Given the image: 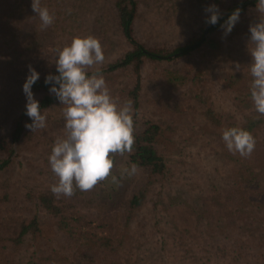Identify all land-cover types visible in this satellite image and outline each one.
I'll list each match as a JSON object with an SVG mask.
<instances>
[{
    "label": "trees",
    "instance_id": "16d2710c",
    "mask_svg": "<svg viewBox=\"0 0 264 264\" xmlns=\"http://www.w3.org/2000/svg\"><path fill=\"white\" fill-rule=\"evenodd\" d=\"M208 1H204L199 10L206 13L205 9L210 6ZM109 3L114 10V30L117 28L122 32L132 49L108 63L106 69H101V73L111 95H118V103L132 102L135 125L133 150L114 154L113 163L118 158L121 159L119 162L124 161L130 165L135 163L138 168L146 169L149 177L128 200L125 223L115 233L114 225L102 215L93 216L71 210L75 205L67 202V199L81 197L86 192L76 189L71 197L54 196L50 187L58 181V177L50 174L51 184L46 190L39 194L31 191L28 196L37 210L44 211L46 218L43 222L37 215L30 219L13 218L14 231L7 236L0 233V264H40L45 252L50 251L53 256L54 252L50 248L46 250V235H42L45 223L50 232L54 231L55 235L68 242L67 247L74 250V258L79 264H264V143L262 141L255 146L254 155L251 154L258 162V170L255 171L253 165L246 166L241 162L239 154L230 153L221 139L222 131L228 127H242L255 134L264 126V116L256 113L249 95L251 76L248 65L252 60L251 55L239 53L232 57V54L227 53L231 46H224V43L231 45L236 35L241 38L243 27L249 31L246 26H242V22H238L242 15L248 14L249 7L258 5V0H240L230 5L217 4L220 17L209 28L208 33L212 35L222 29L233 11H240L239 19L227 37L229 42H225L222 35L217 38L212 35L205 37L202 30L173 49L161 45L152 46L149 42L144 44L135 38L137 0H109ZM31 4L32 0H0V111H6L0 120V172L13 162L14 144L19 146L20 152L47 150L49 153H45L50 154L55 141L66 136L56 129L60 126L62 129L64 124L57 127L52 122L58 123L59 120L49 114L52 110L64 108L56 96L49 92V85L45 84L47 75L58 74L56 66L39 77L33 85L34 96L39 100L42 111L47 113L46 128L34 132L25 127L31 120L25 114L26 97L22 86L26 78H22L20 68L27 65L31 54L42 51L47 45L55 48L60 44L65 47L73 37L91 35L88 26L90 19L95 23L102 22L101 16L95 15L102 11L95 0H41V5L55 15L54 23L44 28ZM68 9H71L70 14ZM261 19L257 18L255 23ZM175 20L173 17L170 23H178ZM99 27L101 30L106 28L103 24ZM100 29L93 30V34ZM199 50H204V56L211 57L207 67L199 66L201 63L193 59L194 53ZM148 61L156 63V70L148 66ZM167 62H170L169 65ZM236 64L240 65L238 71L234 70ZM120 70L131 72L129 85L122 84V79H119L122 76ZM225 73H232L230 77L234 84L227 86L233 90L235 88L236 93L232 96L222 92L226 90L222 82L226 80ZM148 83L160 88L155 98H149V102L159 106L163 113L191 117L195 121L193 134L186 141L197 143L202 137L203 146L210 151L204 152L203 148H199L202 152L198 149V159L194 163L182 162L178 157L179 166L173 168L160 154V145L174 141L167 137V129L176 134V127L172 123L163 124L147 118L145 113H141V93ZM219 83L224 86L217 88ZM222 94H226L227 102H231L229 108H224L225 105L220 103L227 99L222 98ZM197 104L204 107L203 121L193 114ZM8 122H13V125L6 130L4 127ZM27 130L30 134L28 136ZM209 132L212 137L207 134ZM50 136L52 138L48 139ZM41 154L48 162V157ZM203 156L216 160L221 167L205 168L207 166L198 165ZM44 173L53 172L50 169V172ZM109 176L113 177L114 174L110 173ZM193 176H199L197 181L192 180ZM209 190L214 195L207 199L226 196L237 205L239 215L233 216L226 206H223L221 212L222 204H215L220 217H213L205 208L212 203L203 196ZM0 199L10 200L9 192L5 191ZM181 205L195 214L198 224L206 221L208 226L213 224L214 228H220L217 233L200 229L199 240L195 238L191 241L202 247L197 250L191 247L190 254L182 248L185 241L177 239L176 230L180 233L184 230L175 224L170 212L171 208L176 209ZM248 217L250 219H246ZM221 231L222 234H218ZM246 235L249 238L243 241L241 237ZM29 244L36 248H30ZM35 253H39V263L34 260ZM172 254L176 257L171 258Z\"/></svg>",
    "mask_w": 264,
    "mask_h": 264
},
{
    "label": "rangeland",
    "instance_id": "374dc122",
    "mask_svg": "<svg viewBox=\"0 0 264 264\" xmlns=\"http://www.w3.org/2000/svg\"><path fill=\"white\" fill-rule=\"evenodd\" d=\"M204 1L137 0L138 11L134 23L135 38L144 44H147V42H149L152 46L161 45L165 48L173 49L178 45L186 43V41L192 38V36L200 34L202 30L204 32L205 37H210L212 35L208 33V25L210 24L206 23L205 21L207 20V16L209 14H206L203 11L199 10ZM236 1L240 0H222V2L219 3L210 0L208 1V4L215 5L217 7V4L219 5L222 3L224 5H230ZM95 2H98V6L102 7V11H98L95 14L101 16L102 22L95 23L92 19H90L88 26L90 27V36L97 37L100 40L105 53V60L103 64L94 65L92 68L88 69V71H95L97 68H99L100 70L106 69L108 63L113 62L115 58L121 57V55L128 49H132V45L128 42L122 32H119L117 28L114 30V10L112 9L109 0H95ZM173 17L176 18L175 21H178V23H170ZM241 17L242 18L241 20H239L238 24L242 22V26H246L249 30L250 25H252L251 22L254 21L253 23L255 24L257 18H261L262 16L256 6L249 7L248 14L246 16L242 15ZM101 24L108 28L101 30L99 27ZM95 29H100L101 31H97L93 34V30ZM243 29L244 32L241 38L236 35L234 36V41L230 42L231 45L224 43V46L226 48L228 46H231L229 47L227 53L232 54V57L237 56L239 53H250L249 46L251 45L250 39H248V37H250V31L247 32L245 30V27H243ZM159 31L163 32L160 33ZM220 35L225 38V42L228 41L227 37L229 34L225 35L223 28L220 31L218 30V32L216 31L212 36L217 38V36ZM59 45L57 47L55 46V48L53 47V45H47L42 49V51L31 54L27 65L25 64V66L20 68L22 78H27V76L29 75L30 68H34L36 71H38L40 73L39 77H42L46 73L50 72L51 69L56 66L55 60L57 58V53L60 47L61 49L63 48V46ZM203 53L204 50L203 52L202 50L195 52L193 59L201 63L199 64V66L207 67L209 61L211 62V57L209 58L207 56H204ZM183 59L185 58H181V60ZM167 63L169 65L170 62ZM173 63L177 64L176 62ZM148 66L151 68L153 67L152 69L156 70L155 62H149ZM120 74L122 76L119 79H122V84L126 86L129 85V83H131V72L127 70H120ZM127 74H129V76H127ZM230 74L232 73H229L228 75L227 73H225L226 80H223L222 82L224 83L226 90L222 92H226L230 96H232L231 94L236 92L235 88L233 90L227 87L229 86V84H232V86L234 84L233 78L230 77ZM226 75L229 77L227 78ZM223 83H219V85H217V88H222L221 86H224ZM148 84L149 85H146L143 88L141 93V113H145L147 118L154 119L158 122H163V124L172 123V125L176 127V134L175 132L173 133L167 129V137H171L174 141L168 143L165 142L160 145V154L164 156L165 160L173 168L179 166V163L177 162L178 157H180L182 162L191 161V163H194L198 159L197 152L199 148H203L202 150L204 152L210 151V149L203 146L204 143L202 137L197 143H191V141H186V139L188 137H191V134H193L192 132L194 130L192 129L194 126H196L195 121L191 117H177L175 115L163 113L162 109H160L159 106H155L153 102H149V98H155L156 92L160 88L159 86H153L150 83ZM221 97L227 98V95L222 94ZM114 98L118 99V95L115 94ZM227 100L228 98L223 100L222 102L219 101L221 104L225 105L223 106L224 108H229V105L231 103L230 101L227 102ZM230 107L234 106L231 105ZM63 109L64 108L58 111L52 110L50 112L48 110L49 114L52 115L51 117H56V119L59 120L58 123L52 122L57 127L64 124ZM203 109V105L197 104L194 111L192 110L193 114L195 113V115L198 117L199 120L201 119V121L205 119ZM5 113V110L0 111V120L4 117ZM141 117L142 116H140L139 118ZM12 125L13 122H8L4 128L8 130ZM211 126H213L212 123ZM60 127L59 129H56L59 132L61 131L67 134V129L63 127L62 130ZM207 134H210V136L212 137L211 132ZM28 135L30 134H28L27 130L26 136ZM31 135L36 136V134ZM253 136L256 139V146H258L259 143L262 141L264 143V126L258 129L255 134H253ZM54 137L57 136L55 135ZM50 138H52V136H50L48 139ZM14 148L15 153L13 162L7 169H4L0 172V198L5 191H8L10 194V200L0 199V233H2L4 236H7V234H10L14 231L15 225L13 218L16 219L22 217L24 219H30L33 218V216L37 215L39 217V220L43 222V220L46 218V214L43 210H37L35 204L31 201V199H29V193L33 191L39 194L40 192L46 190V188L51 184L49 181V175L53 174H43V171L50 172L51 169L48 165L49 163L47 162V160H44V157L41 154L44 153L45 158L49 157L50 154L45 153L48 152L47 150H45V152L43 150L37 152L33 150L20 152V148L17 144H14ZM202 150H200V152H202ZM190 152H192V154ZM38 154H40V156ZM123 156L124 155H122V157ZM239 157L240 156H238V158ZM240 159L242 160L241 162H243V164H245L246 166L253 165L252 169L255 171L258 170V162L256 159L255 161L253 157H240ZM120 160L121 159L118 158L117 162L113 163V168L110 171V173H113L114 176L117 178L116 182H113L112 177L108 176L105 180L99 181L91 190L84 191L86 192V195H82L81 197L75 196V198L67 199V202L75 205V207L71 208L72 211H79L81 213L86 212L90 215L92 214L93 216L102 215L105 220H109L111 222V225H114L113 232L115 233L119 232V230L123 228V225L125 223L128 200L135 194V192L140 187H142V185L149 177L148 171H146V169L138 167L137 172L134 175L128 176L126 173L122 175L123 170L129 168L130 164H127L124 161L119 162ZM198 165L207 166L205 168H214L215 166L221 167L216 160L214 161L208 158H204V156L201 158V160L198 161ZM188 167H191V165H188ZM221 174L224 173L222 172ZM193 177L192 180L197 181L199 176ZM176 178L177 176H175V179ZM212 195H214V192L209 190L208 192H205L203 196L206 200L212 203L205 208H207L212 213L213 217H220V215L217 214L218 210H215V204H222V209H220L221 212H223V206H226L228 212H231L233 216L239 215V212L237 211V205L231 203V200H229V198H227L226 196H213L207 199L208 196ZM183 206L181 205L176 209L171 208L170 212L172 214L171 216H173L175 224L184 230V232L182 233L176 230L177 239L182 238L181 241H185L182 244V248L186 249V251H189L190 254V251H192L191 247H194L196 250L202 247L200 245L197 246V244H193V242L191 241V239L195 238L197 241L199 240L198 235L200 229H207V231L212 230V232L217 233V230H220V228H214L213 224L212 226H208L205 223L206 221L202 224H198L195 214L188 212L187 209ZM250 216H252V213H250ZM210 218L212 217L210 216ZM246 219L250 218L248 217ZM219 221L221 220H218V222ZM44 225L45 226L43 227L45 232L42 231V235H46V237H44L45 243L47 242L46 250L49 251L50 248L54 252V258L50 254V251L45 252L42 259H40V264H79L74 258V250H71L67 247L68 242L64 238L55 235L54 231L50 232V228L49 226H47L46 223ZM260 232H262V230H260ZM218 234H222V231ZM202 238L204 239L205 237L202 236ZM248 238V235L241 237L243 241L247 240ZM5 243L11 244V242L9 241H5ZM29 247L34 249L36 248V246H31V244H29ZM175 257L176 255L172 254L171 258ZM34 260H37L36 262L39 263V253L34 254Z\"/></svg>",
    "mask_w": 264,
    "mask_h": 264
},
{
    "label": "clouds",
    "instance_id": "9594fccd",
    "mask_svg": "<svg viewBox=\"0 0 264 264\" xmlns=\"http://www.w3.org/2000/svg\"><path fill=\"white\" fill-rule=\"evenodd\" d=\"M32 9L39 17L41 26L47 28L54 23L55 15L41 5V0H32ZM258 10L262 19L250 25L251 76L250 99L258 115L264 116V0H258ZM206 23L215 25L220 17L219 9L210 5L205 9ZM68 14L71 9L67 10ZM239 9L233 11L222 25L225 35L229 34L239 19ZM105 53L100 40L94 36L73 37L70 44L58 51L55 60L56 72L45 77L49 92L60 101L63 109L65 137L57 139L48 157L53 174L58 181L50 191L57 198L71 197L76 189L81 192L91 190L99 181L105 180L113 168L114 154H124L133 150L134 112L132 102L123 104L111 95L101 70L88 69L101 65ZM235 71L240 70L236 64ZM40 73L29 69L22 90L26 97V112L31 123L25 125L32 132L47 126V113L43 112L39 100L32 91ZM221 139L226 149L242 158L251 156L256 146L253 134L242 127L232 126L222 131ZM137 165L132 163L123 170L132 176ZM113 182L117 178L112 177Z\"/></svg>",
    "mask_w": 264,
    "mask_h": 264
},
{
    "label": "water",
    "instance_id": "95a60500",
    "mask_svg": "<svg viewBox=\"0 0 264 264\" xmlns=\"http://www.w3.org/2000/svg\"><path fill=\"white\" fill-rule=\"evenodd\" d=\"M211 26H213V25H212V24L208 25V28H210ZM208 28H207V29H208Z\"/></svg>",
    "mask_w": 264,
    "mask_h": 264
}]
</instances>
